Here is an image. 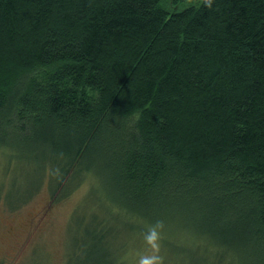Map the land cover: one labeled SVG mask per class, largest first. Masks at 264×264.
<instances>
[{
  "label": "trees",
  "instance_id": "trees-1",
  "mask_svg": "<svg viewBox=\"0 0 264 264\" xmlns=\"http://www.w3.org/2000/svg\"><path fill=\"white\" fill-rule=\"evenodd\" d=\"M0 155L10 209L98 181L65 264H264V0H0Z\"/></svg>",
  "mask_w": 264,
  "mask_h": 264
},
{
  "label": "rangeland",
  "instance_id": "rangeland-1",
  "mask_svg": "<svg viewBox=\"0 0 264 264\" xmlns=\"http://www.w3.org/2000/svg\"><path fill=\"white\" fill-rule=\"evenodd\" d=\"M20 168V165L14 164L12 172H5L7 161L4 155H0V184L3 185L1 198L13 189V180L15 185L27 184L21 178V175H26V168ZM86 180L68 197L58 201L50 199L46 185H42L28 201L16 209L6 207V202L1 199L0 264H65L67 253L72 251V241L77 230V215L73 216L74 213L87 210L95 196L105 201L98 181L90 175ZM133 222L141 226L139 220L133 219ZM144 238L139 230L130 235L129 247L124 254L129 264H139L140 256L151 255L155 251ZM180 243L189 244L184 241ZM158 254L162 257L161 264H177L179 261L164 250L160 241Z\"/></svg>",
  "mask_w": 264,
  "mask_h": 264
},
{
  "label": "clouds",
  "instance_id": "clouds-1",
  "mask_svg": "<svg viewBox=\"0 0 264 264\" xmlns=\"http://www.w3.org/2000/svg\"><path fill=\"white\" fill-rule=\"evenodd\" d=\"M163 221L157 220L146 232L145 239L155 250L151 255H142L139 258V264H161L162 257L158 254L159 239L161 237L160 229L163 227Z\"/></svg>",
  "mask_w": 264,
  "mask_h": 264
}]
</instances>
